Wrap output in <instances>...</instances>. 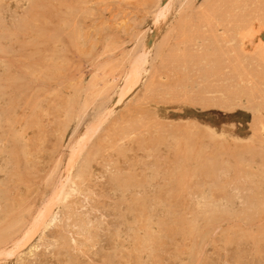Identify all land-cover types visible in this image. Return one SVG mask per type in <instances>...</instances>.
Here are the masks:
<instances>
[{"label": "rangeland", "instance_id": "obj_1", "mask_svg": "<svg viewBox=\"0 0 264 264\" xmlns=\"http://www.w3.org/2000/svg\"><path fill=\"white\" fill-rule=\"evenodd\" d=\"M0 264H264V0H0Z\"/></svg>", "mask_w": 264, "mask_h": 264}, {"label": "bare ground", "instance_id": "obj_2", "mask_svg": "<svg viewBox=\"0 0 264 264\" xmlns=\"http://www.w3.org/2000/svg\"><path fill=\"white\" fill-rule=\"evenodd\" d=\"M204 194H205V193H204ZM247 200L249 201L248 198H247ZM260 203H261V202H260ZM246 209H247V208H246ZM251 209H252V208H251ZM262 210H263V209H262ZM258 211H260V210L258 209ZM239 213H240V212H239ZM220 214H221V213H220ZM226 214H227V213H226ZM258 214H259V213H258ZM258 214H257V215H258ZM221 216H222V215H221ZM236 219H237V218H236ZM256 220H257V219H256ZM253 222H254V221H253ZM188 223H189V222H188ZM250 228H251V227H250ZM228 231H229V230H228ZM244 231H245V230H244ZM244 231H243V232H244ZM250 232H251V231H250ZM262 232H263V231H262ZM225 234H226V233H225ZM250 234H251V233H250ZM255 235H256V234H255ZM260 235H261V234H260ZM229 236H230V235H229ZM253 236H254V235H253ZM226 238H227V237H226ZM249 238H250V237H249ZM227 239H228V238H227ZM244 239H245V238H244ZM251 240H252V239H251ZM251 240H250V241H251ZM253 240H254V238H253ZM245 245H248V244H245ZM255 247H256V246H255ZM223 250H225V249H223Z\"/></svg>", "mask_w": 264, "mask_h": 264}]
</instances>
